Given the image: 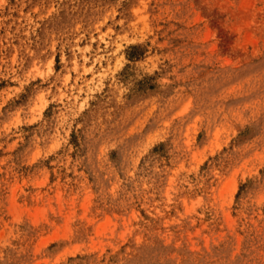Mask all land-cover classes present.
Listing matches in <instances>:
<instances>
[{
    "label": "rangeland",
    "instance_id": "rangeland-1",
    "mask_svg": "<svg viewBox=\"0 0 264 264\" xmlns=\"http://www.w3.org/2000/svg\"><path fill=\"white\" fill-rule=\"evenodd\" d=\"M0 264H264V0H0Z\"/></svg>",
    "mask_w": 264,
    "mask_h": 264
}]
</instances>
